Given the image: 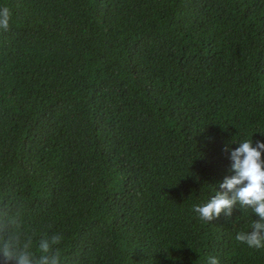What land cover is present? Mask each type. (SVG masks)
I'll return each mask as SVG.
<instances>
[{"label":"trees","instance_id":"1","mask_svg":"<svg viewBox=\"0 0 264 264\" xmlns=\"http://www.w3.org/2000/svg\"><path fill=\"white\" fill-rule=\"evenodd\" d=\"M0 205L60 264H264L259 219L194 212L264 142V0H0ZM264 158V153H262Z\"/></svg>","mask_w":264,"mask_h":264},{"label":"clouds","instance_id":"2","mask_svg":"<svg viewBox=\"0 0 264 264\" xmlns=\"http://www.w3.org/2000/svg\"><path fill=\"white\" fill-rule=\"evenodd\" d=\"M11 12L7 6L0 8V29L7 31ZM264 142L246 139L239 147L231 150L230 171L219 184L215 194L202 205H194L193 210L206 222L218 219L223 213L232 215L237 205L246 210L250 208L259 217L252 222L250 230L240 231L235 239L250 248H264ZM28 234L20 210L0 205V264H60L61 234L42 235L37 245L39 255L33 251V237ZM208 264H219V260L208 257Z\"/></svg>","mask_w":264,"mask_h":264}]
</instances>
